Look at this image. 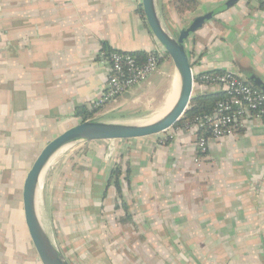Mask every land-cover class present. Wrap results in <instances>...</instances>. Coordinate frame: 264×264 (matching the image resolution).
I'll list each match as a JSON object with an SVG mask.
<instances>
[{"label":"crops","instance_id":"crops-1","mask_svg":"<svg viewBox=\"0 0 264 264\" xmlns=\"http://www.w3.org/2000/svg\"><path fill=\"white\" fill-rule=\"evenodd\" d=\"M225 1L198 0L180 15L176 0H156L173 31ZM140 6L141 0H0V264H42L25 223L23 185L44 146L82 122L79 108L96 110L91 118L132 122L178 81L169 78L164 52L158 72L93 108L108 76L102 52L164 50ZM187 50L195 77L246 71L264 83V0H240L217 14L190 35ZM202 93L222 91L195 79L194 94ZM196 151L195 135L178 126L72 145L43 173V224L73 264L97 247L104 249L102 264H264L263 119L249 116L233 135L211 139L199 162ZM121 158L130 181L119 198L108 182ZM122 201L126 211L115 207Z\"/></svg>","mask_w":264,"mask_h":264},{"label":"water","instance_id":"water-1","mask_svg":"<svg viewBox=\"0 0 264 264\" xmlns=\"http://www.w3.org/2000/svg\"><path fill=\"white\" fill-rule=\"evenodd\" d=\"M240 0H226L218 7L194 18L183 30L170 29L162 20L156 0H141L145 20L159 43L174 62L181 81L177 102L162 117L147 123L114 122L90 118L77 123L50 140L42 149L28 171L23 185V209L25 223L32 243L42 264H73L51 238L41 219L39 209L40 183L43 173L59 151L78 143L95 140L134 139L157 135L171 129L183 117L195 97V73L187 50L190 35L201 29ZM255 86L264 91V83L253 74L244 71Z\"/></svg>","mask_w":264,"mask_h":264},{"label":"built area","instance_id":"built-area-1","mask_svg":"<svg viewBox=\"0 0 264 264\" xmlns=\"http://www.w3.org/2000/svg\"><path fill=\"white\" fill-rule=\"evenodd\" d=\"M164 50H154L140 58L134 53L109 50L101 53V59L108 66L105 90L100 99L93 102V108H101L116 102L120 96L134 86L146 81L158 72ZM201 86L214 84L222 91L223 98L217 102L214 112L194 116L178 126L195 135L196 149L201 155L208 152L211 139L220 140L234 134L249 116L264 121V91L249 83L239 73L225 70L221 73H204L199 76ZM200 156L195 160L199 162Z\"/></svg>","mask_w":264,"mask_h":264},{"label":"trees","instance_id":"trees-1","mask_svg":"<svg viewBox=\"0 0 264 264\" xmlns=\"http://www.w3.org/2000/svg\"><path fill=\"white\" fill-rule=\"evenodd\" d=\"M176 2H177V11L179 12L180 15H183L185 12L188 11L189 12L193 11L198 6V0H176ZM139 12L145 18L142 6H140L139 8ZM165 53L167 56H169L166 50ZM134 54H136L140 58H144L146 56V53L141 51L135 52ZM221 72H223V70L213 71L211 73H221ZM195 79L199 81V77H196ZM248 82L251 83L250 81ZM223 95H224L223 93H202L196 95L191 100L190 106L183 115V117L175 125L183 121H186L188 119H191L194 116L214 112L217 102L223 98ZM95 112L96 110L87 111L86 108H79V110L77 111V115L82 117V121H85L93 117ZM196 150H197L196 155L200 156L201 155L200 149L197 148ZM129 181H130V169L128 168V165L126 166V164L123 162V159L121 158L116 161L115 166L111 172V176L108 184L109 186L115 187L118 197L120 198L123 197L124 182H126L128 185ZM115 207L116 209L122 207L123 209H125V211L127 210V205L123 201L120 204L117 203Z\"/></svg>","mask_w":264,"mask_h":264},{"label":"rangeland","instance_id":"rangeland-1","mask_svg":"<svg viewBox=\"0 0 264 264\" xmlns=\"http://www.w3.org/2000/svg\"><path fill=\"white\" fill-rule=\"evenodd\" d=\"M168 63H169V69H170V75H169V78H170V80L172 79L173 80V78L174 79H180V77H179V74L177 73V71H176V68H175V65H174V62H173V60L171 59V57H169L168 58ZM166 83L164 82V84H162V89H161V92L162 93H165V89H166ZM167 95V94H166ZM166 95L165 96H162L161 98H160V100H158L156 103H154V105H153V109H150V110H148L147 112H141V114L140 115H144L143 117H135V118H131L132 120L131 121H142V120H148V119H151V118H153L155 115H157L158 113H160V107L162 106V104L164 103V100H165V98H166ZM68 148H70V147H67V148H65V149H63L60 153H59V155L63 152L64 153V151H66V150H68ZM54 162L55 161H52V163H51V167H50V169H49V173L47 174V176H52V171L51 170H53L52 168L54 167V166H52L53 164H54ZM51 172V173H50ZM42 189H43V186L41 185V189H40V193H42ZM39 206H40V211H41V217L43 218V220H44V222H45V219H46V217H45V214H44V208H43V204H42V195H41V199H40V201H39ZM88 249H90V251H91V255L90 254H84V257L82 256V259H83V262L84 263H75V264H102V261L104 260L103 259V257L100 255V254H98V253H101L102 252V250L104 251V249H103V247H102V250H101V247L100 248H96V249H94V252H93V250H92V248H88ZM107 249H109V248H107ZM113 249V247H110V250H112ZM102 258H101V257ZM104 262V261H103ZM105 263V262H104Z\"/></svg>","mask_w":264,"mask_h":264},{"label":"bare ground","instance_id":"bare-ground-1","mask_svg":"<svg viewBox=\"0 0 264 264\" xmlns=\"http://www.w3.org/2000/svg\"><path fill=\"white\" fill-rule=\"evenodd\" d=\"M174 81V80H173ZM179 81V82H178ZM178 81H176L173 85L172 90L168 93V95L166 96L164 103L162 104V106L160 107V113H158L157 115H155L153 118L148 119V120H142V121H135L138 123H147V122H152L160 117H162L164 114H166L173 106L174 104L177 102L179 95H180V90H181V81L180 79H178ZM61 152V151H59ZM58 152V153H59ZM56 153V154H58ZM55 154V155H56ZM54 155V156H55ZM42 183V182H41ZM41 183H40V188L39 191L41 189ZM40 200V199H39Z\"/></svg>","mask_w":264,"mask_h":264}]
</instances>
